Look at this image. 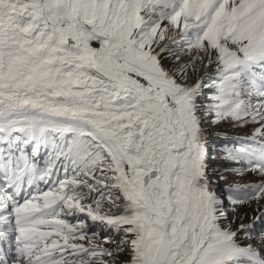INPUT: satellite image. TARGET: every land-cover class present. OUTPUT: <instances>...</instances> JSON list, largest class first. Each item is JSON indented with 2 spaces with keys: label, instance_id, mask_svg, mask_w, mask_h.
I'll return each instance as SVG.
<instances>
[{
  "label": "snow or ice",
  "instance_id": "1",
  "mask_svg": "<svg viewBox=\"0 0 264 264\" xmlns=\"http://www.w3.org/2000/svg\"><path fill=\"white\" fill-rule=\"evenodd\" d=\"M0 175V264H264V0H0Z\"/></svg>",
  "mask_w": 264,
  "mask_h": 264
},
{
  "label": "rangeland",
  "instance_id": "2",
  "mask_svg": "<svg viewBox=\"0 0 264 264\" xmlns=\"http://www.w3.org/2000/svg\"><path fill=\"white\" fill-rule=\"evenodd\" d=\"M194 54V53H193ZM188 56L181 54V60H187ZM165 66L166 67H172L174 68L176 66L174 60L171 57H167L164 61ZM204 66L202 64H200L199 62H197V71L189 72V82L194 81L195 79L199 78V77H204L205 78V83L208 84L210 83V81L207 80V75H214L215 74V69L214 66L210 67V68H206V71H203ZM210 90L209 89H205V94H209ZM205 129L206 131L209 133L208 135V140L210 145L213 146V148L215 149V152L217 154V156H219L220 154V146L224 143H228L231 141L232 137H239V135L243 134L246 135L248 133V128H230L228 126H223L221 128H217V127H211L209 126V124H205ZM218 131H227L228 132V140L223 139L221 136L216 135V133ZM238 143V141H237ZM28 151L30 152V148L28 149ZM37 159L36 162L39 164L40 167L44 166V159H45V151L44 153L40 154L39 157H36ZM210 163L219 169L218 172L215 173L216 176H223L224 179L219 180V185L221 187V189L227 188L228 186L234 184V183H244L250 180H255L256 177L251 173V172H244L242 175H237L236 172L233 171H225L223 167L221 166H227L228 162L221 160L219 158L215 159V160H211ZM40 190H41V186L42 188H44L46 185L44 183H40ZM45 185V186H44ZM44 186V187H43ZM48 188V186H46V189H43L44 191H46ZM34 192H35V188ZM229 207V203L227 200H225V209H227L226 207ZM255 207V205L249 207L247 205L245 206H237L236 210L230 214H228V220H232L233 217H238L242 214H246L244 215V219L243 222L245 224H251L253 221V216L259 217L260 213L259 212H253V208ZM82 219H88L87 217L82 216ZM263 219V218H262ZM261 219V220H262ZM228 220L223 221L222 223L227 224ZM69 221L71 223H75V219L69 217ZM89 222V232H98L99 235L96 238L97 242L100 241V239L105 235V230L102 226L99 225H93L91 223L90 220H88ZM240 223V220H237L236 223L232 224V227L237 226V224ZM261 221L259 222V224L256 226V228H252V234L250 237L245 236L243 234L239 235L237 237L238 241H240L241 243H252L254 246L259 247L262 243H264V240H261L259 238V233L264 230V223L262 225H260ZM106 246H110V245H106Z\"/></svg>",
  "mask_w": 264,
  "mask_h": 264
},
{
  "label": "bare ground",
  "instance_id": "3",
  "mask_svg": "<svg viewBox=\"0 0 264 264\" xmlns=\"http://www.w3.org/2000/svg\"><path fill=\"white\" fill-rule=\"evenodd\" d=\"M205 69H206V68L204 67L203 70H202V72H203V71H206ZM203 73H204V72H203ZM229 205H230V204H229ZM226 208H228V209H226V211L228 212V214L234 212V211H232L231 205H230L229 207L227 206ZM261 219H262V218H261ZM261 219H258V220H256L255 222L251 221V222H252L251 224L254 223V228H256V226L259 224L260 221H261L260 225H262V224L264 223V218H263L262 220H261ZM233 228L235 229L236 226L233 227Z\"/></svg>",
  "mask_w": 264,
  "mask_h": 264
}]
</instances>
